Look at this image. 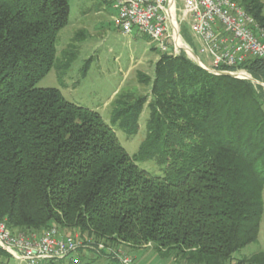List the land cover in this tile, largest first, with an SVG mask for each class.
Returning a JSON list of instances; mask_svg holds the SVG:
<instances>
[{"label": "trees", "instance_id": "1", "mask_svg": "<svg viewBox=\"0 0 264 264\" xmlns=\"http://www.w3.org/2000/svg\"><path fill=\"white\" fill-rule=\"evenodd\" d=\"M239 5L264 30L260 0ZM68 22V0H0V219L13 233L74 232L118 256L150 248L174 264H230L263 213L264 61L215 69L255 84L160 53L153 76L139 74L147 93L113 102L110 122L128 136L148 111L130 157L98 112L36 88ZM146 161L163 175L136 165ZM114 255L97 258L119 264ZM236 264H264V253Z\"/></svg>", "mask_w": 264, "mask_h": 264}, {"label": "rangeland", "instance_id": "2", "mask_svg": "<svg viewBox=\"0 0 264 264\" xmlns=\"http://www.w3.org/2000/svg\"><path fill=\"white\" fill-rule=\"evenodd\" d=\"M68 1L69 22L59 32L56 40L55 66L36 83V88L57 89L65 100L98 112L103 121L114 131L126 153L132 157L145 138L148 111L144 107L138 122V132L134 136H128L110 122L113 102L121 94L141 96L147 93L148 87L140 81L139 74L153 76L154 64L160 57V52L145 36L135 31L131 34H123L115 28L112 0ZM236 1L242 4L243 0ZM260 2L263 4L264 14V0ZM176 9V16L180 18L183 5L178 0ZM183 31L192 45L184 37ZM178 34L177 42L180 47L178 46L177 53L183 52L195 63L188 54L190 51L186 49L189 48L198 58L199 63L209 67L211 59L200 53L201 43L191 32L188 20L179 26ZM168 48L173 50L171 42L168 43ZM136 165L151 175L159 177L163 175L154 161L136 162ZM262 202L263 213L256 240L235 252L230 264H236L239 260L258 252L264 253V188ZM67 235L78 236L70 231H67ZM94 247L78 250L76 253L79 258L78 263L68 259L59 264H108L104 257L97 258V253L107 254V250L113 248L104 249L102 243H99L97 251ZM125 254L133 258L135 264H174L171 259H162L150 248L137 254H131L126 249ZM0 264L23 263L15 261L8 254H0Z\"/></svg>", "mask_w": 264, "mask_h": 264}, {"label": "built area", "instance_id": "3", "mask_svg": "<svg viewBox=\"0 0 264 264\" xmlns=\"http://www.w3.org/2000/svg\"><path fill=\"white\" fill-rule=\"evenodd\" d=\"M178 1L183 5L180 18L176 16L177 0H112L114 26L123 34L135 31L145 36L162 54L169 51L171 42V52L176 55L180 47L178 28L188 20L191 32L201 43L200 53L211 59L209 67L201 63L199 66L213 74L219 73L215 71L218 66L234 67L248 59L264 61V30L234 0ZM85 248H89V242L84 243L78 236L65 235L54 228L40 234L13 233L0 219V251L19 263L68 259L78 263L76 253ZM106 253L115 254L120 264H135L126 254L118 256L112 249Z\"/></svg>", "mask_w": 264, "mask_h": 264}, {"label": "water", "instance_id": "4", "mask_svg": "<svg viewBox=\"0 0 264 264\" xmlns=\"http://www.w3.org/2000/svg\"><path fill=\"white\" fill-rule=\"evenodd\" d=\"M188 53V52H187ZM192 58L193 60L195 61V63L197 64H200L198 58L190 51V53H188ZM207 68V67H206ZM208 72H212L210 69H206ZM220 74H223V75H229L233 78H238V79H247V80H250L252 83H255V84H258L256 81H254L253 79H251L248 75L244 74V75H240V74H234V73H226V72H220V73H217V75H220Z\"/></svg>", "mask_w": 264, "mask_h": 264}, {"label": "bare ground", "instance_id": "5", "mask_svg": "<svg viewBox=\"0 0 264 264\" xmlns=\"http://www.w3.org/2000/svg\"><path fill=\"white\" fill-rule=\"evenodd\" d=\"M179 44V43H178ZM188 51H190L188 48H186Z\"/></svg>", "mask_w": 264, "mask_h": 264}]
</instances>
